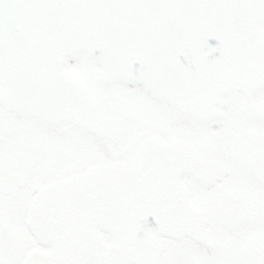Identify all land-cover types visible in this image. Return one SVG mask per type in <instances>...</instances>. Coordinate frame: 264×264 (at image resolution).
I'll return each mask as SVG.
<instances>
[{
	"label": "snow or ice",
	"instance_id": "1",
	"mask_svg": "<svg viewBox=\"0 0 264 264\" xmlns=\"http://www.w3.org/2000/svg\"><path fill=\"white\" fill-rule=\"evenodd\" d=\"M0 264H264V0H0Z\"/></svg>",
	"mask_w": 264,
	"mask_h": 264
}]
</instances>
